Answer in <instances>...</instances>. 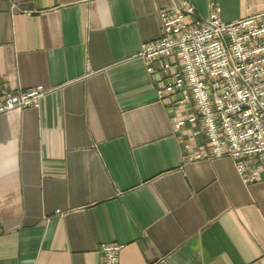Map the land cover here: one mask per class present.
Segmentation results:
<instances>
[{
	"label": "crops",
	"instance_id": "1",
	"mask_svg": "<svg viewBox=\"0 0 264 264\" xmlns=\"http://www.w3.org/2000/svg\"><path fill=\"white\" fill-rule=\"evenodd\" d=\"M176 0H0V84L43 85L0 114V264H264L262 177L206 148L138 56ZM231 21L264 0H189Z\"/></svg>",
	"mask_w": 264,
	"mask_h": 264
},
{
	"label": "built area",
	"instance_id": "2",
	"mask_svg": "<svg viewBox=\"0 0 264 264\" xmlns=\"http://www.w3.org/2000/svg\"><path fill=\"white\" fill-rule=\"evenodd\" d=\"M160 38L142 45L138 56L156 85L158 99L183 114L173 126L192 125L206 148L196 158L228 157L253 182L264 158V9L223 21L213 6L202 16L189 0L161 8ZM43 85L11 89L0 84V114L39 107ZM121 244L99 246V264H119Z\"/></svg>",
	"mask_w": 264,
	"mask_h": 264
}]
</instances>
